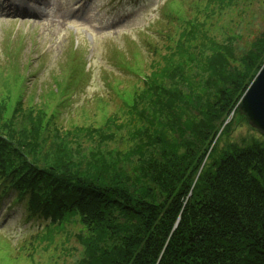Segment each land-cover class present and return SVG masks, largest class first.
Returning a JSON list of instances; mask_svg holds the SVG:
<instances>
[{
  "label": "trees",
  "instance_id": "16d2710c",
  "mask_svg": "<svg viewBox=\"0 0 264 264\" xmlns=\"http://www.w3.org/2000/svg\"><path fill=\"white\" fill-rule=\"evenodd\" d=\"M210 34L193 19L144 77L124 150L102 148L112 120L47 136L43 110L0 103V200L50 236L78 224L74 264H264V136L238 109L264 31L248 47Z\"/></svg>",
  "mask_w": 264,
  "mask_h": 264
},
{
  "label": "rangeland",
  "instance_id": "374dc122",
  "mask_svg": "<svg viewBox=\"0 0 264 264\" xmlns=\"http://www.w3.org/2000/svg\"><path fill=\"white\" fill-rule=\"evenodd\" d=\"M31 1L34 9L42 6ZM48 1L35 16L0 6V103L12 111L21 99L25 110H43L47 136L57 129L107 130L112 120L118 140L104 150L129 147L121 136L131 127L133 98L190 21H204L210 35L234 37L241 47L264 31V0ZM247 131L238 126L231 135ZM82 138L86 150L94 146ZM0 202V264H74L83 256L78 224L52 228L50 236L46 222L21 204Z\"/></svg>",
  "mask_w": 264,
  "mask_h": 264
},
{
  "label": "water",
  "instance_id": "95a60500",
  "mask_svg": "<svg viewBox=\"0 0 264 264\" xmlns=\"http://www.w3.org/2000/svg\"><path fill=\"white\" fill-rule=\"evenodd\" d=\"M238 109L247 118L249 125L264 136V65L243 96Z\"/></svg>",
  "mask_w": 264,
  "mask_h": 264
}]
</instances>
